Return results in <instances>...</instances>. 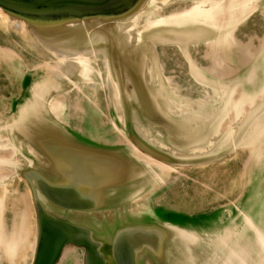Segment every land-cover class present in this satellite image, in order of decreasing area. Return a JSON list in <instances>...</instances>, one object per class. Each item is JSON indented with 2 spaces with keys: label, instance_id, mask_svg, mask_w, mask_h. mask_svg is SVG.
<instances>
[{
  "label": "water",
  "instance_id": "95a60500",
  "mask_svg": "<svg viewBox=\"0 0 264 264\" xmlns=\"http://www.w3.org/2000/svg\"><path fill=\"white\" fill-rule=\"evenodd\" d=\"M202 2L215 14L212 22L169 24L165 42L152 43L155 29L147 33L160 81L149 64L140 69L138 38L129 51L112 40L117 27L131 28L137 19V35ZM0 11L10 29L53 57L38 72L23 53L0 45L3 58L26 66L21 93L9 112L0 111V188L28 187L11 230L6 192L0 194V264H66L64 252H74L78 264H264L256 232L264 234V0H0ZM196 29L211 35L209 42L184 48L180 33ZM76 33L102 34L106 41L97 46L106 52L51 46L76 42ZM80 57L88 61V75L66 74L64 66ZM95 76L107 82L128 121L112 115L98 121L94 113L81 128L64 118L73 90L91 100L84 87ZM250 97L255 104L235 116L234 103ZM237 166L245 180L238 202L259 174L252 208L238 204L225 214L224 201L191 197L209 185L208 176Z\"/></svg>",
  "mask_w": 264,
  "mask_h": 264
},
{
  "label": "rangeland",
  "instance_id": "374dc122",
  "mask_svg": "<svg viewBox=\"0 0 264 264\" xmlns=\"http://www.w3.org/2000/svg\"><path fill=\"white\" fill-rule=\"evenodd\" d=\"M153 7V5L147 6V11L145 12L144 18L150 17V9ZM0 45L13 48L14 50H18L20 53H23L26 57V62L30 65L36 64V69L38 72L45 71V68L38 69L41 65L45 63V59L48 61L53 60L52 55H49L48 53L44 54L41 47L34 44V42L31 41L29 36L19 34V32L10 29L2 19H0ZM1 53V52H0ZM14 60H9L6 58H3L0 55V111H10L11 104L10 101L12 99H16L17 94L21 93L22 88V81L24 79V68L23 65H20V67H17V63H14L15 61H19L18 59L13 58ZM14 63V66L11 67L10 65ZM21 62V61H20ZM101 63V62H100ZM39 65V66H38ZM101 67L104 72V76L107 75V70L101 63ZM35 79L36 76L34 75ZM95 82L91 86L88 87L86 85L84 89L87 90V94L90 95L91 100L76 95L80 94L78 91H72L71 95L69 96L68 105L66 106L65 114L63 115L64 118L67 115H70L69 120L72 123V126L78 125L81 126V128H84L88 125L90 121H92L91 114L96 115V117L100 120L98 121H104L108 120V117L112 115V117L115 119V121L119 122L120 124L124 123L125 119H129L127 114L124 110L121 108H118V106L113 101V96L110 92V89L107 87V82L104 84H101L99 78L97 76L94 77ZM37 81V80H36ZM182 87L192 89L193 87H185L186 82H179ZM190 83V81H188ZM19 88L20 90H18ZM92 101V102H91ZM82 104L85 106V112L87 110L88 116L84 115V110L81 107ZM71 105V106H70ZM111 110V112H109ZM124 111V112H123ZM86 114V113H85ZM104 119V120H103ZM123 120V122H122ZM128 121V120H127ZM90 129L91 125L89 124ZM129 127V125H128ZM128 132H131V129L128 128ZM237 164V163H235ZM241 169V170H240ZM239 170V171H237ZM216 169H212L211 172L215 174ZM224 172V171H222ZM209 180V185L206 184L200 185V190L196 194H192L191 197L195 198V200H201L207 202V204H212L219 202L220 200L224 201L223 205H227L226 208L223 209V213L226 214L227 209H233L236 210L237 205H245V206H251L252 208L253 203L252 200H255L256 194H257V186L259 182V174L257 171L252 175V178H250V184L247 189V197L242 199L238 202L237 199L238 195H240L243 192L245 180L242 177V167H232V171L227 173L226 175H219V176H213L210 175L207 177ZM20 191H17V184H10L9 185V192L5 191L4 188H0V194L1 196L5 194V202H8L9 207L5 211V217L6 222L8 224L9 230L12 229V224L14 222L15 216L17 214L16 204L19 202V199L21 198V194H27L28 187L23 182H20ZM19 184V185H20ZM241 191V192H240ZM8 192V193H7ZM175 198L172 200V198ZM169 200L173 203H177V199L173 194H169L168 197ZM219 200V201H218ZM234 200V201H229ZM256 210V208H255ZM235 212L233 213V215ZM254 216H260V212L257 213V210L255 211ZM234 224L235 221H233ZM239 224V221H237ZM27 243V242H26ZM80 254L79 257L82 260L83 258V251L79 250ZM82 264V263H81Z\"/></svg>",
  "mask_w": 264,
  "mask_h": 264
},
{
  "label": "bare ground",
  "instance_id": "6f19581e",
  "mask_svg": "<svg viewBox=\"0 0 264 264\" xmlns=\"http://www.w3.org/2000/svg\"><path fill=\"white\" fill-rule=\"evenodd\" d=\"M206 2H202V4L198 5V6H194L192 9H190L189 11L185 12V13H181V14H177L174 15L170 18H163V19H159L157 21L151 22L149 24V26L144 29H138V33L137 35L134 34V29L138 24L137 19L134 21V24L131 25V28H124L123 26L121 27H117L114 31V33L112 34V40L114 42H116L119 47L122 50L125 51H129L131 49L130 44H135L136 42V38H138V42L139 44L141 43L142 46V52L140 53V57L142 58L141 61V70L143 71L144 67L146 64H149V70L151 72H153L157 78L158 81L161 80L160 78V70L159 67L156 65L157 64V60L155 57V52L154 50H151V48L149 47L148 41V34H151L153 29L156 30L157 34H154L151 36V41L154 40V42L152 43H156V42H165L166 40H168L166 33L163 32L166 29L165 26L169 25V24H176V25H185L187 22H192V23H199V24H204L205 22H212L215 18V14L212 13L211 11L208 10V7L205 6ZM0 16H2L3 18H7L1 11H0ZM147 31V32H146ZM148 33V34H147ZM211 35H208V33H206L205 31H202L200 29H196L190 32H186L184 31L183 33H180V44L187 49L188 45L190 44L191 41H195V42H200V41H204V42H209V39ZM79 38V39H78ZM74 39H78L76 42H62L59 44H56L55 46H53V44H51L52 47H54L56 49V51H60V52H65V51H70V50H75V51H79L81 52L80 54H87L88 49H92L93 51H98L97 49H99V47L102 48L103 45H100L99 47L97 46V44H100V42H104L105 43V39L104 36L102 34L99 35H89L88 37H82L80 36V33H76L74 35ZM77 44V47L73 46ZM104 47V46H103ZM84 50V52H82ZM102 51L106 52L105 48L101 49ZM153 53V54H151ZM77 55V54H75ZM107 57V55H105ZM76 58V57H75ZM144 65V67H143ZM88 61H86V63L84 62V59L80 57L79 60H72L69 63H67L66 66H64V71L66 74L68 75H73L75 73V71L77 69H80V74L81 76L84 77V75H86V73L88 72ZM147 68V65L146 67ZM193 69H197L195 65H193ZM194 72V70H193ZM88 75V73H87ZM198 76V75H196ZM200 76V75H199ZM202 76H200L201 79ZM116 83L117 89H120V85ZM253 97L250 98H242L240 99V101H237L234 103V105L236 106L237 112L235 113V116H237L239 114L240 111H244V109L242 107H249V106H253V104H255V102H251L253 101ZM232 104V102L230 103ZM228 106V102L226 103V109ZM233 106V104H232ZM263 104L261 105V108L259 109V112H261ZM263 110H264V106H263ZM261 116L260 113H258L257 115H254L253 119H256L257 117ZM262 119H264V113L262 114ZM14 146V145H13ZM9 148H11L9 146ZM15 148V146L13 147ZM16 149V148H15ZM0 166H2L0 164ZM25 212H27V210L25 209ZM247 218V222L249 223L250 226H254L253 225V221L251 220V218L249 216L246 217ZM23 224V223H22ZM14 227H17V225L15 224ZM255 229L257 230V228L255 227ZM27 231V229H24L22 232ZM257 237L259 240V243L263 246L264 249V234L260 231L257 230ZM192 237L193 239L197 240L198 237L197 236H188L185 235V238H190ZM232 252H237V251H232ZM240 252V251H238ZM242 252V251H241ZM67 255V256H66ZM66 256V260H69L66 264L69 263H75L78 264V260L73 257L74 256V252H64L63 257Z\"/></svg>",
  "mask_w": 264,
  "mask_h": 264
}]
</instances>
